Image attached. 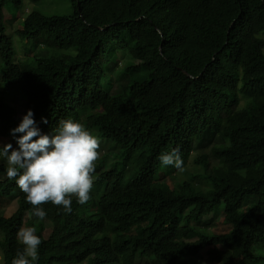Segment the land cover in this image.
Segmentation results:
<instances>
[{
    "label": "trees",
    "instance_id": "1",
    "mask_svg": "<svg viewBox=\"0 0 264 264\" xmlns=\"http://www.w3.org/2000/svg\"><path fill=\"white\" fill-rule=\"evenodd\" d=\"M10 1L22 5L0 0V138L13 137L23 94L42 133L72 119L119 151L96 165L86 204L41 205L44 220L2 161L0 204L18 200L0 214L2 264L23 251L25 226L41 238L34 264H186L201 251L215 264H264V0H71L72 14L30 11L17 28L32 62L13 61ZM121 53L130 60L115 70ZM204 142L217 162L196 156L188 171ZM174 148L182 171L159 160ZM221 206L229 229L210 231Z\"/></svg>",
    "mask_w": 264,
    "mask_h": 264
},
{
    "label": "clouds",
    "instance_id": "2",
    "mask_svg": "<svg viewBox=\"0 0 264 264\" xmlns=\"http://www.w3.org/2000/svg\"><path fill=\"white\" fill-rule=\"evenodd\" d=\"M41 120L47 123L46 118L41 117ZM11 133L13 136L21 134L16 137L18 147L4 144L0 147V156L7 159V177L15 180L18 188L26 194L34 216L40 220L46 217L41 205L63 206L64 211L70 214L73 197L80 205L88 202L96 161L100 156L98 137L72 119L60 121L52 135L44 134L37 127L32 109L26 111ZM159 160L164 166L183 168L178 148L161 153ZM17 239L24 247L23 251L17 252L11 264H34L41 244L36 228L21 227Z\"/></svg>",
    "mask_w": 264,
    "mask_h": 264
},
{
    "label": "rangeland",
    "instance_id": "3",
    "mask_svg": "<svg viewBox=\"0 0 264 264\" xmlns=\"http://www.w3.org/2000/svg\"><path fill=\"white\" fill-rule=\"evenodd\" d=\"M11 1L8 2L5 7H7L4 10V17L6 18L7 22H6V29L7 32L9 34H11L12 36V41H13V45L15 48V54L13 56V61L14 62H18V61H30L32 62L33 58H32V54L28 52V50L30 49V43L27 40H24L22 38L19 37V35L17 34L16 30L17 28H20L23 25V20L24 18L27 16V14L30 11H39L42 12L44 14H48V15H69L72 14L74 11V7L72 5L71 0H39V1H35V0H22V5L19 6V8L17 9V11L15 12V8L10 6ZM4 7V8H5ZM15 13V14H14ZM14 14V15H13ZM260 35L264 38V34L260 33ZM43 48V47H42ZM130 56L126 53V54H119L118 58L116 59L115 63L112 62L111 64H109L110 66H112L115 70H119L121 69L122 66H124L130 59ZM116 74L111 75L109 73V77L111 79H114L113 81V87H112V93H116L121 89V82L118 81V76L115 77ZM1 89V87H0ZM14 92H10L9 96L11 98L14 97ZM24 100V101H23ZM25 97L22 94V96H19L18 98H14L12 100V102L14 103V105H16V112L18 114V118H19V123L23 117V115L25 114V110H26V106L25 104ZM19 135H21L20 133H17L16 136L10 137V138H5L2 137L0 138V147H2L4 144L7 143H11L13 145V148L18 147L17 142H16V137H18ZM100 141V147L98 149L100 156L99 159L96 161V165L99 164V162L102 160L103 156L105 154H111L112 152H118L119 148L117 146H115L113 144V142L111 140H108L107 138H101L99 139ZM213 144H208L206 142L201 143V144H196L195 147V151L192 155V158L188 161L187 165L185 166L186 169H188V171H193L194 170V159L196 156H200L203 154H206V156L208 155L211 163L214 164L217 162V160L213 157L212 153H211V148H212ZM112 155V154H111ZM118 155L119 153L116 155L114 154L113 157L115 159V157H117L118 159ZM207 156V157H208ZM112 156H110V159H107L106 163H108L109 161H111L113 159ZM208 158V159H209ZM7 159L3 156H0V165L1 163H3L2 161H6ZM7 163V161L5 162ZM183 170V168H182ZM179 170V171H182ZM5 173H2L1 176L2 178L4 177ZM182 174V172L180 173ZM222 207V206H221ZM18 208V202L16 200V198L12 197L9 200L3 202V205H0V214H3L4 216H11ZM220 213L214 217L213 219V224L208 226V229L210 231H226L229 229V227L223 223V207L220 209ZM89 209L88 207H85V215H87ZM213 214H209L204 216L203 218L208 220L212 217ZM27 227V226H25ZM50 223H46V230L44 232L45 235H48L50 232ZM258 250H260L259 253L262 252V250H264V245L262 246H257ZM257 250V249H255ZM201 258L198 257H192L190 259H188V261L186 262V264H194L196 261H201L203 264H215V263H211L209 261H207L206 258V253L205 251H201ZM2 253L0 250V264H2ZM139 259V258H137Z\"/></svg>",
    "mask_w": 264,
    "mask_h": 264
}]
</instances>
